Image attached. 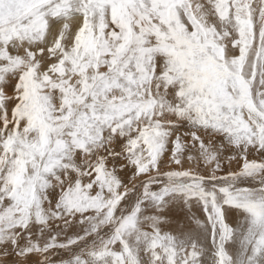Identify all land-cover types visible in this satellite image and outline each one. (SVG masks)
<instances>
[{
	"label": "snow or ice",
	"instance_id": "6c2138e0",
	"mask_svg": "<svg viewBox=\"0 0 264 264\" xmlns=\"http://www.w3.org/2000/svg\"><path fill=\"white\" fill-rule=\"evenodd\" d=\"M0 264H264V0H0Z\"/></svg>",
	"mask_w": 264,
	"mask_h": 264
}]
</instances>
